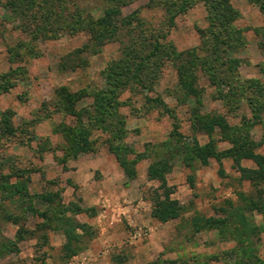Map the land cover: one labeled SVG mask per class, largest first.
I'll list each match as a JSON object with an SVG mask.
<instances>
[{"label": "rangeland", "instance_id": "rangeland-1", "mask_svg": "<svg viewBox=\"0 0 264 264\" xmlns=\"http://www.w3.org/2000/svg\"><path fill=\"white\" fill-rule=\"evenodd\" d=\"M108 7L119 8L121 20L99 43L88 24ZM186 68L196 95L180 85L178 71ZM113 83L119 88L104 104L105 122L134 152L128 159L145 156L113 200H142V215L132 225L121 215L108 226L102 201L92 207L94 216L66 213L90 226L85 249L67 258L56 222L43 226L24 206L54 217L57 199L46 205L36 197L61 191L62 204L88 208L75 180L79 163L95 180L107 169L123 173L109 135L94 124L93 150L75 159L65 158L58 131L78 126L61 107L59 90L88 93L75 111L89 124L88 116L97 115L95 95L114 91ZM210 115L224 119L231 138L246 141L247 158L186 165L171 156L181 142L232 148L219 127L211 133L197 127ZM174 127L179 144L170 136ZM164 156L172 166L165 184L149 176ZM166 190L181 210L159 222L150 213ZM207 219L227 222L216 228ZM137 231L145 235L134 239ZM0 264H264V0H0Z\"/></svg>", "mask_w": 264, "mask_h": 264}, {"label": "trees", "instance_id": "trees-1", "mask_svg": "<svg viewBox=\"0 0 264 264\" xmlns=\"http://www.w3.org/2000/svg\"><path fill=\"white\" fill-rule=\"evenodd\" d=\"M30 2L34 4L36 0H24V2ZM121 11L119 8L108 7L105 9L103 16L98 18L96 21L91 22L88 24L89 30L92 33V36L95 40L99 43H102L104 38L108 34L109 27L113 24V20H119L121 17ZM121 20V19H120ZM191 68H186L184 70H179V82L181 87L187 91L189 94L196 95L195 91L189 90V83L193 81V77L191 75ZM114 81V80H113ZM112 84V83H111ZM115 84V83H113ZM114 91H102L95 95V104H97V115L92 119L91 116L89 117V124H86L84 121L79 119V114L75 111V107L79 101L87 97L88 93L85 91H78L74 93H70L65 89L59 90L60 93V100H61V107L64 109L65 112L69 114H73L78 118V126L70 127L66 125H61L58 127V131L64 138L65 141V149H64V156L65 158H72L75 159L80 154L88 153L93 150L92 141L90 139L91 132L94 128L102 130L104 133L109 135L108 138V148L109 152L112 153L120 168L122 169L125 176L128 180H133L136 176L135 165L144 157L138 154L135 155L133 159H128V155L134 154L133 151L128 149L123 144H120V134L121 132L118 129H115L114 125H109V123L105 122V118L103 117L104 114L107 115L108 111L104 104L107 100H111L116 91V88H119L117 84ZM6 89V88H5ZM161 106L165 109L166 106L161 103ZM103 109V110H102ZM86 114V113H85ZM84 114V116H85ZM88 114V113H87ZM89 115V114H88ZM102 115V116H101ZM101 116V118H100ZM105 116V115H104ZM5 121H8L6 119ZM94 124V128L92 127ZM219 127L221 131L228 136L230 143L233 145L231 149L226 151H218L214 142L210 141L205 145H199L198 143H193L192 145L181 142L180 134L177 132L176 127L171 131V138L176 139V142H181L179 145L182 149L179 151L178 149L174 150V154L172 153V157L177 156L182 162H185L186 165H190V162L194 160H198L202 164H207L210 158L215 159L216 161H220L221 157L232 158L236 163L243 158H247L248 152L245 150V143L246 141L240 140L241 136H235L233 138L230 137V127L225 123L224 119L220 116H201L197 121V127L200 131H204L206 133L213 132L215 127ZM6 132H11L10 129L4 127ZM181 155H183L181 157ZM169 156V155H168ZM168 156H164L158 161L152 163L149 167V176L151 178L159 179L160 181L165 184V174L168 173L172 166H171V158L168 159ZM243 174H250L251 172L254 173L255 176H258L257 171H251L246 168H240ZM246 176V175H245ZM248 176V175H247ZM260 177L263 175H259ZM166 185H164V188ZM36 199H39L41 203L46 205L54 204L55 200L57 199V205L60 209L58 213L55 214L54 217H51L47 210H39L36 208L32 203L24 206V210L35 215L43 220V226H50V224L54 221L56 222V226L54 228H59L64 237L65 243L63 245V252L67 258H71L81 251L85 249L84 247V239L88 236V232L90 231V226L84 223H79L75 220L69 218L66 213H69L73 216L79 215L81 213H90L92 216L95 214L94 208H83L78 202H70L68 205L62 204V197L61 191L53 192H46L38 195ZM32 202V201H31ZM181 210L180 205L177 201L170 199V192H164V198L161 199L160 196L154 199V204L151 211V218L156 219L159 222H166L178 217L179 212ZM207 226L216 227V228H223L226 225V219H207L206 221ZM52 228V227H51ZM20 239V238H19Z\"/></svg>", "mask_w": 264, "mask_h": 264}, {"label": "crops", "instance_id": "crops-1", "mask_svg": "<svg viewBox=\"0 0 264 264\" xmlns=\"http://www.w3.org/2000/svg\"><path fill=\"white\" fill-rule=\"evenodd\" d=\"M78 167L75 180L83 194L85 206L91 208L97 206L99 201L107 202L106 206H108V209L106 210V214L103 215L106 219L103 220L105 224L114 226L118 219L121 218V215L131 225L140 220L143 211L142 200L137 202V204L130 203V200L126 197L120 198L118 196L117 200H113L115 194L123 191L121 184L129 182L128 180L125 181V175L122 172L118 171L117 168L113 170L107 169L101 172L102 177L99 180H95L93 179L92 172H88L87 164L79 163ZM91 195H93V198ZM101 198L104 199L101 200ZM106 240L107 242L111 241L110 237Z\"/></svg>", "mask_w": 264, "mask_h": 264}, {"label": "built area", "instance_id": "built-area-1", "mask_svg": "<svg viewBox=\"0 0 264 264\" xmlns=\"http://www.w3.org/2000/svg\"><path fill=\"white\" fill-rule=\"evenodd\" d=\"M145 235V233L143 231H137L134 233V235L132 236L134 239L137 238H142Z\"/></svg>", "mask_w": 264, "mask_h": 264}]
</instances>
